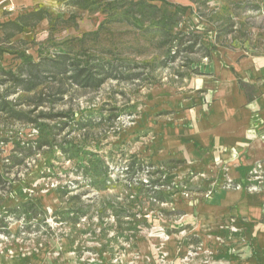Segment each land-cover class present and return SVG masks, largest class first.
I'll return each mask as SVG.
<instances>
[{
	"label": "rangeland",
	"instance_id": "1",
	"mask_svg": "<svg viewBox=\"0 0 264 264\" xmlns=\"http://www.w3.org/2000/svg\"><path fill=\"white\" fill-rule=\"evenodd\" d=\"M128 1L141 0H46L0 12V94L31 120L0 112V264L213 263L199 258L193 217L183 211L209 175L161 159L160 144L186 82L211 62L206 34L212 50L264 51V0H164L184 12L150 0L160 13L148 9L94 35ZM33 9L47 18L7 39L1 24ZM170 13L176 22L167 29ZM194 36L197 51L188 53ZM64 52L83 65L120 58L130 79L97 90L60 78L31 92L1 84L23 62Z\"/></svg>",
	"mask_w": 264,
	"mask_h": 264
},
{
	"label": "crops",
	"instance_id": "2",
	"mask_svg": "<svg viewBox=\"0 0 264 264\" xmlns=\"http://www.w3.org/2000/svg\"><path fill=\"white\" fill-rule=\"evenodd\" d=\"M44 1L0 0V12ZM202 43L211 62L205 75L186 82L175 126L164 131L160 158L193 162L209 175L208 180L201 176L207 185L203 192L183 206L194 220L191 233L201 242L199 258L209 256L212 264H264V189L224 187L226 178L244 185L257 165L264 171V51L212 50L216 40L209 34ZM206 153L208 159L201 158Z\"/></svg>",
	"mask_w": 264,
	"mask_h": 264
},
{
	"label": "trees",
	"instance_id": "3",
	"mask_svg": "<svg viewBox=\"0 0 264 264\" xmlns=\"http://www.w3.org/2000/svg\"><path fill=\"white\" fill-rule=\"evenodd\" d=\"M150 0L141 1H128L127 10L123 11L122 15L110 14V17H114L113 20L110 18L106 19V22L99 26V31L95 32L94 35H99L101 30H108L113 23L123 24L128 23V19H139L143 17L144 13L148 9L155 11V14L162 11L161 8L156 5L150 4ZM164 3L169 4L164 0H160ZM175 7L177 10L184 12L188 7L169 4ZM47 18L46 13L43 9H33L32 11L20 15L16 20H10L6 23L1 24L6 30L10 32L6 35L7 39L13 38L16 34L24 32L26 28H33ZM165 27L169 29L176 20L174 14L170 13L166 18ZM143 21V20H142ZM163 30V29H162ZM149 30L143 33L147 34ZM196 38L195 42L189 41L190 44L185 48L188 53L196 52V45L198 44L199 37ZM209 55V51L207 50ZM174 59V58H173ZM126 66H124L122 60L118 58L116 63L111 62H98L92 65H83L80 61L74 60L71 52H64L57 54L53 57H43L38 62L25 61L18 69V73L9 71L4 72L3 75L7 79L2 81L4 83H13L16 88H19L23 92H31L39 86L56 80L58 78L65 79L70 85L76 86L83 89L97 90L101 88L107 80H128L130 77L127 75ZM61 92V94H64ZM0 112H8L10 115L18 121H31L29 113L24 111L15 110L11 107L6 97H2L0 94ZM5 182L3 175L0 173V186ZM6 226V225H5Z\"/></svg>",
	"mask_w": 264,
	"mask_h": 264
},
{
	"label": "built area",
	"instance_id": "4",
	"mask_svg": "<svg viewBox=\"0 0 264 264\" xmlns=\"http://www.w3.org/2000/svg\"><path fill=\"white\" fill-rule=\"evenodd\" d=\"M14 8L8 10V12L13 11ZM225 188L228 189H246L249 192H258L264 189V171L261 165L255 166L252 171L249 173L248 178L244 182V185L237 184L231 179H225Z\"/></svg>",
	"mask_w": 264,
	"mask_h": 264
}]
</instances>
